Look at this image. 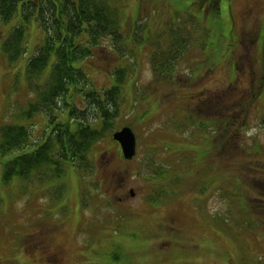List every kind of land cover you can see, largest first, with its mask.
Instances as JSON below:
<instances>
[{
  "label": "rangeland",
  "instance_id": "rangeland-1",
  "mask_svg": "<svg viewBox=\"0 0 264 264\" xmlns=\"http://www.w3.org/2000/svg\"><path fill=\"white\" fill-rule=\"evenodd\" d=\"M213 2L118 0L124 46L105 38L84 61L97 88L124 67L114 127L90 148L91 172L67 163L59 182L4 181L0 155V264H264V0H219L218 14ZM31 33L12 63L0 40V141L22 125L36 148L70 115L61 101L56 119L30 110ZM184 33L171 78L155 77L153 57ZM123 126L131 159L111 136Z\"/></svg>",
  "mask_w": 264,
  "mask_h": 264
},
{
  "label": "trees",
  "instance_id": "trees-1",
  "mask_svg": "<svg viewBox=\"0 0 264 264\" xmlns=\"http://www.w3.org/2000/svg\"><path fill=\"white\" fill-rule=\"evenodd\" d=\"M117 3L118 0H0V23L8 25L7 33L0 35L1 51L7 62L18 61L28 51L27 31H38L40 35L33 53L25 62L26 84L35 95L30 110L50 114L58 109L57 104L61 101L70 115L66 122L50 114L52 119H56L53 133L36 148L25 144L27 127L3 125L0 155L3 166L1 179L4 181L16 177L26 179L33 173H40L39 181L55 178L59 182L60 172L67 163L83 169L79 171L91 172L94 164L88 156L89 150L94 142L105 137L104 131L113 129L118 116L124 67L117 65L111 68L115 76L110 85L97 88L85 70L84 61L93 55L96 48L102 47L105 38L117 47L124 46ZM213 3L212 12L218 14L219 0ZM185 36L184 33L182 41L175 36L173 44L176 46L171 45L166 54L168 57L165 55L164 58V53L153 57L155 77L171 78L172 65L190 44ZM74 98L80 100L83 110H79ZM25 146L29 148L25 149ZM257 147L250 152L252 156ZM42 173L45 176L40 177ZM163 191L156 192L157 196L151 203L164 195Z\"/></svg>",
  "mask_w": 264,
  "mask_h": 264
},
{
  "label": "water",
  "instance_id": "water-1",
  "mask_svg": "<svg viewBox=\"0 0 264 264\" xmlns=\"http://www.w3.org/2000/svg\"><path fill=\"white\" fill-rule=\"evenodd\" d=\"M112 138L118 142L121 154L125 159H131L135 154V136L131 128L124 126L121 129L113 132ZM130 195L133 192L130 190Z\"/></svg>",
  "mask_w": 264,
  "mask_h": 264
}]
</instances>
